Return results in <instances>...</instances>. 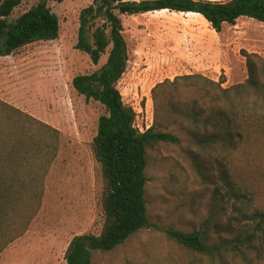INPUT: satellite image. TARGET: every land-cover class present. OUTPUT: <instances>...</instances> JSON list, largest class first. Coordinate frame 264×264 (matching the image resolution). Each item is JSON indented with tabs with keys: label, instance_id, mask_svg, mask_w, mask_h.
<instances>
[{
	"label": "rangeland",
	"instance_id": "rangeland-1",
	"mask_svg": "<svg viewBox=\"0 0 264 264\" xmlns=\"http://www.w3.org/2000/svg\"><path fill=\"white\" fill-rule=\"evenodd\" d=\"M40 1L24 0L12 20ZM92 3L49 0L60 20L58 39L0 57V100L60 132L59 151L45 179L40 211L26 233L2 253L0 264H67L65 253L73 238L102 232L104 180L93 140L106 110L72 87L76 76L92 74L107 61L104 55L95 65L76 48L80 14ZM122 21L129 61L118 88L125 104L136 112L141 132L154 125L156 111L161 116L170 111L173 118L186 121L178 111L186 110L200 96L181 84L176 93L161 89L156 105L153 89L157 85L199 74L216 82L224 79L223 86L232 87L248 78L243 50L264 57V24L250 18L225 26L220 35L193 13L160 11L123 16ZM201 104L209 106L210 102L202 100ZM168 129L182 142L150 150L146 188L150 225L113 252L95 254L94 264H211L174 242L171 231L189 232L210 220L214 197L223 185L220 176L252 195L255 207L264 212V135L253 134L239 149L220 152L196 146L178 127ZM223 206H228V215ZM230 211L226 200L219 201V225L230 224ZM255 247L250 258L254 264H264V243L259 241Z\"/></svg>",
	"mask_w": 264,
	"mask_h": 264
},
{
	"label": "trees",
	"instance_id": "trees-1",
	"mask_svg": "<svg viewBox=\"0 0 264 264\" xmlns=\"http://www.w3.org/2000/svg\"><path fill=\"white\" fill-rule=\"evenodd\" d=\"M48 1L41 0L12 20L24 0H0V57L58 39L60 20ZM160 11L200 15L219 35L241 18L264 24V0H93L81 12L77 50L88 54L95 65L107 55L98 71L78 75L72 82L79 95L106 110L93 140L104 180L105 222L99 235L73 238L65 253L67 264H94L95 254L113 252L150 225L146 200L150 150L182 142L169 127L180 128L200 148L220 152L239 149L253 134L264 135V57L245 50L241 52L248 70L244 83L224 87V79L216 82L199 74L165 81L153 89L156 105L161 89L176 93L181 84L200 95L186 110L178 111L186 121L173 118L170 111L166 116L156 111L151 128L142 133L136 127V112L125 104L118 88L129 61L122 17ZM202 100H209L210 105L204 106ZM59 141L57 129L0 100V256L26 233L40 211ZM220 180L223 185L214 197L210 220L189 232L171 231L172 240L211 264H254L250 255L257 242L264 243V212L237 183L224 176ZM225 200L230 204V224L221 226L217 211L219 201ZM222 210L228 215V206Z\"/></svg>",
	"mask_w": 264,
	"mask_h": 264
},
{
	"label": "built area",
	"instance_id": "built-area-1",
	"mask_svg": "<svg viewBox=\"0 0 264 264\" xmlns=\"http://www.w3.org/2000/svg\"><path fill=\"white\" fill-rule=\"evenodd\" d=\"M139 129V128H138ZM140 130V129H139ZM141 131V130H140ZM145 132V131H144ZM143 133V132H142Z\"/></svg>",
	"mask_w": 264,
	"mask_h": 264
},
{
	"label": "bare ground",
	"instance_id": "bare-ground-1",
	"mask_svg": "<svg viewBox=\"0 0 264 264\" xmlns=\"http://www.w3.org/2000/svg\"><path fill=\"white\" fill-rule=\"evenodd\" d=\"M190 14V13H189Z\"/></svg>",
	"mask_w": 264,
	"mask_h": 264
}]
</instances>
